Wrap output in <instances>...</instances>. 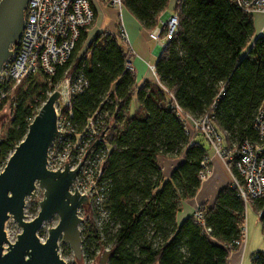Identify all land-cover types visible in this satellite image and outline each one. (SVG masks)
I'll return each mask as SVG.
<instances>
[{"label": "trees", "instance_id": "1", "mask_svg": "<svg viewBox=\"0 0 264 264\" xmlns=\"http://www.w3.org/2000/svg\"><path fill=\"white\" fill-rule=\"evenodd\" d=\"M166 4L167 0H123L148 28L156 26ZM175 11L178 24L161 46L155 79H144L136 86L134 72L124 64L122 43L104 30L90 39L88 31L82 30L72 58L58 65L54 76L57 81L70 63H84L89 84L75 94L73 102V118L79 126L110 89L120 98L106 122L108 128L111 121H121L113 137H106L110 217L102 228L107 236L104 241L88 217L82 239L89 256L94 255L93 242L99 249L109 242L113 249L106 264H228L233 242L241 239L245 229L246 204L231 183L222 186L212 202L198 204L202 222L194 212L177 220L182 201L200 187L201 161L208 148L202 134L190 140L171 105L194 116L211 111L228 147L244 138L255 139L254 115L264 105V34L254 33L251 13L234 0H176ZM36 76L25 79L28 89L22 88L23 83L17 85L14 97L0 102V111L6 107L10 117L0 136L2 165L27 131L32 101L47 97V82ZM134 97L136 106L129 112ZM159 156L180 161L165 175ZM253 204L261 210L264 232V197ZM257 252L255 264H264V250Z\"/></svg>", "mask_w": 264, "mask_h": 264}, {"label": "built area", "instance_id": "2", "mask_svg": "<svg viewBox=\"0 0 264 264\" xmlns=\"http://www.w3.org/2000/svg\"><path fill=\"white\" fill-rule=\"evenodd\" d=\"M234 1L248 13L264 12V0ZM100 5L117 8L120 14L123 0H27L20 35L10 44L11 52L0 69V102L7 97H14L16 86L30 76L41 75L45 79L49 86L47 96L55 89L59 91L54 102L57 133L48 148L46 166L51 170L58 167L62 170L65 162H68L70 168H75L80 162L69 190L74 192L76 186L80 194L84 193L87 196V203L81 204L78 212L82 206L89 204L95 222L102 227L110 217L107 205L110 178L104 172V162L109 153L106 122L115 114L120 98L114 89H110L98 106L90 112L85 123L79 126L73 118V102L75 94L89 84L84 72V63L80 66H73L70 63L63 75L54 81L58 65L72 58L82 30L88 31ZM116 23L114 29L103 30L114 33L122 43L125 67L134 72L132 62L135 49L121 18ZM177 24L178 13L174 11L169 14L162 26L156 25L151 29L150 35L163 46L173 35ZM162 28H165L163 36ZM257 34H264V23ZM89 54L90 51H86V56ZM150 69L155 75L153 65H150ZM222 90L221 88L217 97L222 94ZM171 106L182 120L191 141L202 134L213 149V154L235 167L236 173L233 172L231 175L230 183L237 187L246 205L264 197V105L257 109L253 119L257 137L244 138L233 149L224 143L221 132L214 125V115L211 111L194 116L184 112L175 103ZM36 113L37 111H34L28 117L29 122ZM210 160L211 155L208 153L201 161L202 167L199 171L201 180L210 171ZM3 166H0V171ZM260 212L261 210H258V213ZM194 214L202 222V213L198 205ZM245 237L244 229L241 239L233 242L235 249L242 248ZM257 256V251L251 255L250 264H255Z\"/></svg>", "mask_w": 264, "mask_h": 264}, {"label": "water", "instance_id": "3", "mask_svg": "<svg viewBox=\"0 0 264 264\" xmlns=\"http://www.w3.org/2000/svg\"><path fill=\"white\" fill-rule=\"evenodd\" d=\"M26 1L0 0V69L11 52L10 44L20 35ZM58 94L55 89L46 97L0 171V264H66L58 251L60 238L69 243L76 264H84L78 207L88 198L76 186L74 192L69 190L80 162L75 168L65 162L62 170L46 166L48 148L57 133L54 102ZM36 184L43 189V197L37 214L27 220L25 199L34 196ZM54 213L59 215L58 223L48 227L46 239L40 240L38 228ZM9 214L22 228L14 242L8 240L4 228ZM112 249L101 247L97 264H106Z\"/></svg>", "mask_w": 264, "mask_h": 264}, {"label": "crops", "instance_id": "4", "mask_svg": "<svg viewBox=\"0 0 264 264\" xmlns=\"http://www.w3.org/2000/svg\"><path fill=\"white\" fill-rule=\"evenodd\" d=\"M106 8H113L112 6L103 5ZM176 0H167V4L164 10L159 14L156 25L162 26V23L168 18L169 14L175 11ZM123 14L121 20L123 21L129 35V39L135 49V57L133 59L134 65V75L136 79V86L140 85L144 79H155L154 73L150 69V65L155 66V63L158 59L161 47L155 40L154 37L150 35V30L142 25L141 21L123 5ZM253 20L254 33L257 34L261 29L264 23V12H253L251 13ZM263 18V19H262ZM259 19H262L261 21ZM96 23L91 29H88V37L91 38L95 31L110 29L108 25L101 28L103 25V18L100 17L99 7L96 14ZM98 25L101 29H99ZM98 27V28H97ZM90 31L94 32L89 36ZM136 106V98L134 97L130 103L129 112H133ZM133 108V109H131ZM223 134V133H221ZM224 137V135H223ZM224 143H227L225 137L223 138ZM234 146V145H233ZM231 147L232 149L235 147ZM208 153L211 155L210 160V171L208 175L201 180L200 187L198 188L195 195L191 198H187L182 201L180 210L177 213V220L181 221L184 217L194 212L195 207L201 202L208 201L212 202L216 196L218 190L230 183L231 171L229 164L226 163L221 157L213 154V149L211 146L208 147ZM158 161L161 165L162 171L165 175H168L173 167L180 161V158H166L159 156ZM252 208L256 210L258 218L259 213L254 204H251ZM252 209V210H253ZM248 205H246V215H245V241L240 249H234L230 252L228 256V264H250L251 255L258 251L262 250L263 243L261 234L263 232L262 225L259 219V222L256 225H253L251 221L252 216ZM250 217V219H249ZM260 224V225H259ZM252 226V227H251ZM261 228V234L260 229Z\"/></svg>", "mask_w": 264, "mask_h": 264}, {"label": "rangeland", "instance_id": "5", "mask_svg": "<svg viewBox=\"0 0 264 264\" xmlns=\"http://www.w3.org/2000/svg\"><path fill=\"white\" fill-rule=\"evenodd\" d=\"M97 12H98V10L96 11V14H97ZM99 13H100V17L103 18V25L101 28H103V27L105 28L106 25H108V27L110 29H114L116 27L117 20L122 17L123 9L121 10V12L119 14L117 8L113 7L111 9V8H106L103 5H100L99 6ZM262 19H259V20L261 21ZM95 23H96V20L94 19V21L91 24V26L89 27V29H91ZM95 26H98V25L96 24ZM101 28L99 27V29H101ZM93 33L94 32L90 31L89 36H91V34H93ZM158 46L161 47L160 44ZM134 57H135V55H134ZM29 78L33 79V76H30ZM37 79L41 80L42 76L37 77ZM28 81L29 80L27 79L23 82V85H22L23 89H28ZM47 90H49V86H48ZM47 90H46V93H47ZM43 102H44V100H42V97H38V96L35 97L31 103L34 111H38L39 108L41 107V105L43 104ZM131 109H133V108H131ZM9 123H10L9 110L6 107H4L0 111V136L6 131ZM120 126H121L120 120H115L114 124L111 121L110 126L107 128V136L109 139H111L113 137L116 130ZM205 145L207 148L210 146L209 143H207V142H205ZM2 164H3V162L0 163V166ZM229 168H230L231 174H233L230 164H229ZM42 197H43V189H41L38 186V184H36L34 196H27L25 199V204H24L25 219L30 220L37 214V212L39 211V200L42 199ZM247 205H248L249 209L251 210V213L254 214L252 216V220L249 217V219H250L249 223L252 221L253 225H256L259 222L257 212H256V210H254L252 208L251 203H248ZM78 213L82 217V221L79 224V229L81 231V256H82L83 263L84 264H90L92 262V260L94 259L91 264H97L98 260H99V252H98L99 247H96V245L93 242L90 249L94 251V255L89 256L88 253L85 251V248H84L85 246L82 242L83 236H85V233L83 231L86 227L88 217L92 218V220L94 221V223L96 225V228L100 231V234H101L102 239L104 241L106 239L107 234H105L104 229L102 227H100L95 222L96 220L93 216V211H92L91 206L89 204L82 206ZM58 221H59V215L57 213H54L49 219H46L43 221L42 225L37 230V234H38L40 240L46 239V237L48 235V229H49L48 227H52V226L56 225L58 223ZM245 224H246V220H245ZM4 228H5V232H6V236H7L8 240L11 242H14L16 240L17 234L19 232H21V230H22L21 226L18 225V223L12 217L11 214H9L8 218L6 219ZM112 229L113 228L111 227L110 230H112ZM259 230H260V234H261V228ZM261 238H262V243H263V248H264V234L263 233L261 234ZM58 243H59V249H58L59 254L65 260L66 264H76L75 259H74V252L71 249L69 243L63 241L61 238L58 240ZM6 246H7V244H5V247ZM105 248H107V249L110 248L109 242H107Z\"/></svg>", "mask_w": 264, "mask_h": 264}]
</instances>
